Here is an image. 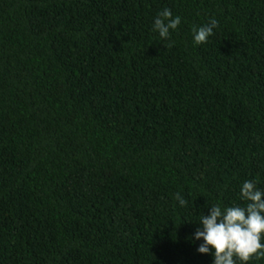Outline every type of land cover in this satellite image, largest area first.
Masks as SVG:
<instances>
[{
	"label": "trees",
	"instance_id": "1",
	"mask_svg": "<svg viewBox=\"0 0 264 264\" xmlns=\"http://www.w3.org/2000/svg\"><path fill=\"white\" fill-rule=\"evenodd\" d=\"M245 180L264 189V0H0V264H212L199 214Z\"/></svg>",
	"mask_w": 264,
	"mask_h": 264
},
{
	"label": "clouds",
	"instance_id": "2",
	"mask_svg": "<svg viewBox=\"0 0 264 264\" xmlns=\"http://www.w3.org/2000/svg\"><path fill=\"white\" fill-rule=\"evenodd\" d=\"M181 24V16L173 15L171 9L164 8L153 18L152 31L162 41H167L170 32L176 31ZM218 26L215 18L207 25L193 26L194 45L206 43ZM240 199L245 206H222L217 203L208 206L207 215L199 214V221L191 239L199 241L196 251L210 254L212 264H259L264 261V189L254 180H245L240 186ZM181 207L187 201L176 194Z\"/></svg>",
	"mask_w": 264,
	"mask_h": 264
}]
</instances>
